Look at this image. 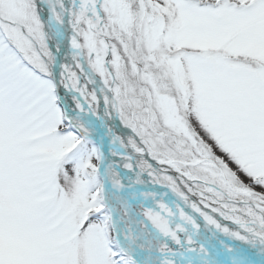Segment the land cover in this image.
<instances>
[{"label":"snow or ice","instance_id":"snow-or-ice-1","mask_svg":"<svg viewBox=\"0 0 264 264\" xmlns=\"http://www.w3.org/2000/svg\"><path fill=\"white\" fill-rule=\"evenodd\" d=\"M0 264H264V0H0Z\"/></svg>","mask_w":264,"mask_h":264}]
</instances>
